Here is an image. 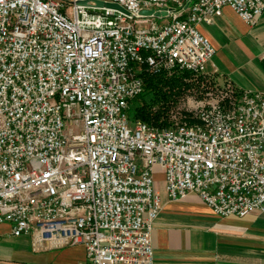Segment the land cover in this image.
I'll use <instances>...</instances> for the list:
<instances>
[{
  "label": "built area",
  "instance_id": "built-area-1",
  "mask_svg": "<svg viewBox=\"0 0 264 264\" xmlns=\"http://www.w3.org/2000/svg\"><path fill=\"white\" fill-rule=\"evenodd\" d=\"M0 0V222L78 264H153L161 210L196 194L219 217L264 212V90L209 102L193 123L130 120L143 73L216 75L199 29L264 0ZM142 10H152L143 14Z\"/></svg>",
  "mask_w": 264,
  "mask_h": 264
},
{
  "label": "crops",
  "instance_id": "crops-1",
  "mask_svg": "<svg viewBox=\"0 0 264 264\" xmlns=\"http://www.w3.org/2000/svg\"><path fill=\"white\" fill-rule=\"evenodd\" d=\"M199 29L210 39L215 53L208 70L238 89L264 90V10L249 26L229 6ZM161 210L153 222V264H264V212L219 217L194 193L170 200L156 171ZM0 222V264H78L83 245L34 250L27 234L14 236Z\"/></svg>",
  "mask_w": 264,
  "mask_h": 264
},
{
  "label": "rangeland",
  "instance_id": "rangeland-1",
  "mask_svg": "<svg viewBox=\"0 0 264 264\" xmlns=\"http://www.w3.org/2000/svg\"><path fill=\"white\" fill-rule=\"evenodd\" d=\"M181 75L182 89L179 95L166 100L168 104L167 113L163 117L152 118L151 123L157 125L193 123L198 120L200 111L209 102L222 97L224 102L231 104L240 95L231 91L229 87H225L226 84L216 75L190 73Z\"/></svg>",
  "mask_w": 264,
  "mask_h": 264
},
{
  "label": "trees",
  "instance_id": "trees-1",
  "mask_svg": "<svg viewBox=\"0 0 264 264\" xmlns=\"http://www.w3.org/2000/svg\"><path fill=\"white\" fill-rule=\"evenodd\" d=\"M187 73L181 72L182 75ZM181 74L143 73L144 90L131 101L128 111L130 120L139 118L150 122L152 118L163 117L168 110L166 100L177 97L182 89Z\"/></svg>",
  "mask_w": 264,
  "mask_h": 264
},
{
  "label": "water",
  "instance_id": "water-1",
  "mask_svg": "<svg viewBox=\"0 0 264 264\" xmlns=\"http://www.w3.org/2000/svg\"><path fill=\"white\" fill-rule=\"evenodd\" d=\"M89 0H78L76 3L77 4H82V5H87ZM97 6H105V7H109V8H114V9H118L124 13H128L126 10H124V8H122L120 5H118L117 3L114 2H105L103 0H92ZM152 10H142L143 14H149L151 13Z\"/></svg>",
  "mask_w": 264,
  "mask_h": 264
}]
</instances>
